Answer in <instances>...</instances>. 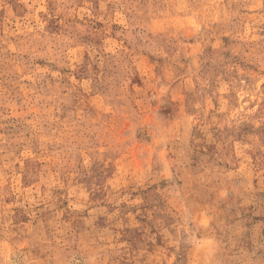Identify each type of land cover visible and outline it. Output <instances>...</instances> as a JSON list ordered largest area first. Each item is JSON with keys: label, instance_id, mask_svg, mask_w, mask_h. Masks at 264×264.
Returning <instances> with one entry per match:
<instances>
[{"label": "rangeland", "instance_id": "obj_1", "mask_svg": "<svg viewBox=\"0 0 264 264\" xmlns=\"http://www.w3.org/2000/svg\"><path fill=\"white\" fill-rule=\"evenodd\" d=\"M0 264H264V0H0Z\"/></svg>", "mask_w": 264, "mask_h": 264}]
</instances>
